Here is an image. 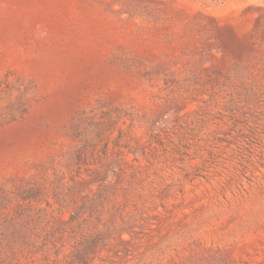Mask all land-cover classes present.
I'll use <instances>...</instances> for the list:
<instances>
[{
  "label": "rangeland",
  "instance_id": "1",
  "mask_svg": "<svg viewBox=\"0 0 264 264\" xmlns=\"http://www.w3.org/2000/svg\"><path fill=\"white\" fill-rule=\"evenodd\" d=\"M0 264H264V0H0Z\"/></svg>",
  "mask_w": 264,
  "mask_h": 264
}]
</instances>
